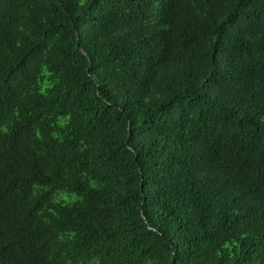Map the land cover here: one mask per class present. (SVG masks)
Returning <instances> with one entry per match:
<instances>
[{"label": "trees", "instance_id": "1", "mask_svg": "<svg viewBox=\"0 0 264 264\" xmlns=\"http://www.w3.org/2000/svg\"><path fill=\"white\" fill-rule=\"evenodd\" d=\"M0 264H264V0H0Z\"/></svg>", "mask_w": 264, "mask_h": 264}]
</instances>
